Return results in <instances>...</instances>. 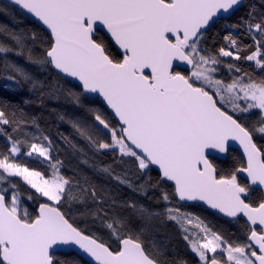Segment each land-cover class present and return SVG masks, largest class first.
I'll use <instances>...</instances> for the list:
<instances>
[{
  "label": "snow or ice",
  "instance_id": "1",
  "mask_svg": "<svg viewBox=\"0 0 264 264\" xmlns=\"http://www.w3.org/2000/svg\"><path fill=\"white\" fill-rule=\"evenodd\" d=\"M0 18V264H264V0Z\"/></svg>",
  "mask_w": 264,
  "mask_h": 264
},
{
  "label": "trees",
  "instance_id": "2",
  "mask_svg": "<svg viewBox=\"0 0 264 264\" xmlns=\"http://www.w3.org/2000/svg\"><path fill=\"white\" fill-rule=\"evenodd\" d=\"M0 19H2V18H0Z\"/></svg>",
  "mask_w": 264,
  "mask_h": 264
}]
</instances>
